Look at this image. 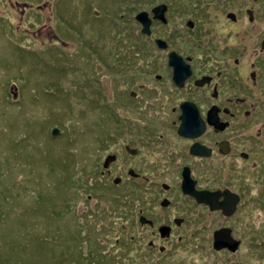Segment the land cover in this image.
<instances>
[{
	"label": "flooded vegetation",
	"instance_id": "obj_1",
	"mask_svg": "<svg viewBox=\"0 0 264 264\" xmlns=\"http://www.w3.org/2000/svg\"><path fill=\"white\" fill-rule=\"evenodd\" d=\"M12 9L45 36L59 29L61 0H0V59L10 64ZM119 9L110 42L137 90L102 94L113 113L69 150L72 199L45 209L36 236L54 264H245L256 257L264 171V0H121ZM8 70L0 61L6 105L21 94Z\"/></svg>",
	"mask_w": 264,
	"mask_h": 264
},
{
	"label": "rangeland",
	"instance_id": "obj_2",
	"mask_svg": "<svg viewBox=\"0 0 264 264\" xmlns=\"http://www.w3.org/2000/svg\"><path fill=\"white\" fill-rule=\"evenodd\" d=\"M120 6L121 0H61L59 29L55 24V33L45 36L38 28L29 34L27 19L20 23L15 9L6 11L13 24L12 65L0 61L21 94L16 101L7 94V105L0 94V264H54L36 235L41 234L45 209L66 196L59 174L73 169L74 153L69 149L89 144L113 113L102 94H118L125 86L128 98L137 90L135 82L124 83L131 73L114 59L110 42ZM43 13L51 15L49 10ZM88 97L93 98L89 107ZM149 116L159 118L155 113ZM69 124L70 129L63 131ZM53 129L59 130L58 135L52 136ZM263 189L260 167L255 190L259 194ZM68 197L72 199L70 193ZM254 221L260 228L264 210L257 208ZM260 252L257 248L255 258ZM255 258L245 264H259Z\"/></svg>",
	"mask_w": 264,
	"mask_h": 264
},
{
	"label": "trees",
	"instance_id": "obj_3",
	"mask_svg": "<svg viewBox=\"0 0 264 264\" xmlns=\"http://www.w3.org/2000/svg\"><path fill=\"white\" fill-rule=\"evenodd\" d=\"M92 102H93V98L92 97H88L86 99V105H87V107H89V104L92 103ZM78 112H80V111H78ZM76 126L77 125H74V128H72V130L75 129V131H76V129H77V128H75ZM70 127H71V124L65 126L64 129H63V131L69 130ZM59 176H60V179H61V181L63 182V184L65 186V189H64L65 192H64V194L66 193V196L64 195L58 201H53L52 203H58V202H60V203L64 202L65 203V202H68L69 201L68 195H69V193L71 194V192L73 191V189L75 187V184H74V174L71 171L69 173L65 174V175L59 174ZM257 208L260 209V210H264V189L258 194V198H257ZM52 209H54V208H52ZM52 209H50V210H52ZM42 225H43V222H42ZM257 248L261 252L259 253V255L257 256V258H255V259L257 260V262H260L259 264H262L263 261H264V223L261 224L260 228H258V226H257Z\"/></svg>",
	"mask_w": 264,
	"mask_h": 264
},
{
	"label": "water",
	"instance_id": "obj_4",
	"mask_svg": "<svg viewBox=\"0 0 264 264\" xmlns=\"http://www.w3.org/2000/svg\"><path fill=\"white\" fill-rule=\"evenodd\" d=\"M51 134H52V136L57 135L58 134V130L57 129H53L52 132H51ZM191 194L194 195L195 197H198L199 195L204 196L203 193H200V192L197 193V192H194V191L191 192ZM211 208H213V207H211ZM232 211H233V207L231 209L229 208V210H224V214L229 215V214L232 213ZM221 234H222V231H218L215 234L216 235V241H221L220 239H222V240L224 239V237H219Z\"/></svg>",
	"mask_w": 264,
	"mask_h": 264
}]
</instances>
